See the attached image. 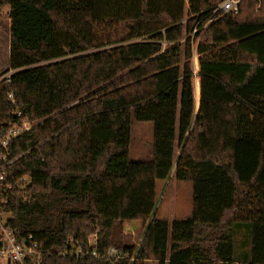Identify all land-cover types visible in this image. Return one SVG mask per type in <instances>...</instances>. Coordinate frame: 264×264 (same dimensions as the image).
<instances>
[{"label": "trees", "instance_id": "trees-1", "mask_svg": "<svg viewBox=\"0 0 264 264\" xmlns=\"http://www.w3.org/2000/svg\"><path fill=\"white\" fill-rule=\"evenodd\" d=\"M222 1L8 0L0 129L9 93L33 127L9 145L2 212L38 242L27 264H264V0L215 15ZM134 122L153 124L149 160L129 157ZM173 176L193 211L170 222Z\"/></svg>", "mask_w": 264, "mask_h": 264}, {"label": "rangeland", "instance_id": "rangeland-1", "mask_svg": "<svg viewBox=\"0 0 264 264\" xmlns=\"http://www.w3.org/2000/svg\"><path fill=\"white\" fill-rule=\"evenodd\" d=\"M10 5L8 0H0V81L13 73L9 70L10 56ZM194 35V33H193ZM153 142V124L151 122H134L131 131V146L129 157L131 160L151 159ZM158 204L156 217L170 222L189 218L193 211V185L191 181H180L175 176L168 181L157 182ZM137 230L132 239L137 242L141 236V228ZM127 225L125 226V228ZM235 255L243 257L250 253V232L246 226L236 230ZM149 264H157L151 262Z\"/></svg>", "mask_w": 264, "mask_h": 264}, {"label": "built area", "instance_id": "built-area-1", "mask_svg": "<svg viewBox=\"0 0 264 264\" xmlns=\"http://www.w3.org/2000/svg\"><path fill=\"white\" fill-rule=\"evenodd\" d=\"M241 1L223 0L216 6L214 13L215 15L236 14ZM8 100L12 106L11 114L16 119L9 121L5 130L0 129V264H27L28 257L38 253V242L34 240L32 235H28L22 243L9 229L7 214L2 212L4 204L2 195L5 191L12 188V181H9L11 167L20 157H11L9 145L13 140L29 131L33 127V123L18 107L17 100L12 93L8 94ZM16 182L25 184L28 179L26 177L19 178ZM92 241L93 238L91 239Z\"/></svg>", "mask_w": 264, "mask_h": 264}, {"label": "crops", "instance_id": "crops-1", "mask_svg": "<svg viewBox=\"0 0 264 264\" xmlns=\"http://www.w3.org/2000/svg\"><path fill=\"white\" fill-rule=\"evenodd\" d=\"M138 225L139 229L141 228V224L139 221H131L127 224V227L125 228V232L130 235H134L135 231L137 230L135 225ZM151 262L155 261H148L146 264H149ZM157 263V262H156Z\"/></svg>", "mask_w": 264, "mask_h": 264}]
</instances>
